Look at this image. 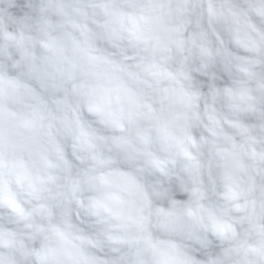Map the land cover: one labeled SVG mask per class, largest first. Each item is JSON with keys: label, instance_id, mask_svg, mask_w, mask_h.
Returning a JSON list of instances; mask_svg holds the SVG:
<instances>
[{"label": "clouds", "instance_id": "9594fccd", "mask_svg": "<svg viewBox=\"0 0 264 264\" xmlns=\"http://www.w3.org/2000/svg\"><path fill=\"white\" fill-rule=\"evenodd\" d=\"M0 264H264V0H0Z\"/></svg>", "mask_w": 264, "mask_h": 264}]
</instances>
